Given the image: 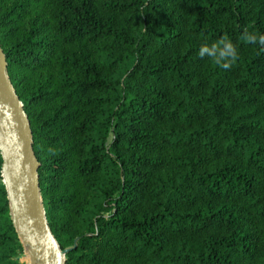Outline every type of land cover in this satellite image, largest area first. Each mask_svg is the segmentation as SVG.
Here are the masks:
<instances>
[{
  "label": "trees",
  "instance_id": "trees-1",
  "mask_svg": "<svg viewBox=\"0 0 264 264\" xmlns=\"http://www.w3.org/2000/svg\"><path fill=\"white\" fill-rule=\"evenodd\" d=\"M264 0H0L64 264H264ZM227 36V70L199 56ZM0 150V264H26ZM27 260V259H26Z\"/></svg>",
  "mask_w": 264,
  "mask_h": 264
},
{
  "label": "water",
  "instance_id": "water-1",
  "mask_svg": "<svg viewBox=\"0 0 264 264\" xmlns=\"http://www.w3.org/2000/svg\"><path fill=\"white\" fill-rule=\"evenodd\" d=\"M0 150L1 174L9 200L10 214L25 248L26 264H57L56 249L42 206L39 163L33 150L30 120L7 73L6 57L0 47ZM27 259V260H26Z\"/></svg>",
  "mask_w": 264,
  "mask_h": 264
},
{
  "label": "clouds",
  "instance_id": "clouds-1",
  "mask_svg": "<svg viewBox=\"0 0 264 264\" xmlns=\"http://www.w3.org/2000/svg\"><path fill=\"white\" fill-rule=\"evenodd\" d=\"M244 39L249 43H259L264 48V35L256 36L248 33L247 29L244 30ZM199 56L201 58L208 56L218 66L227 70L231 68L234 62L238 59V53L233 44L228 40L227 36L221 37V39L212 44L211 46L202 45L199 48Z\"/></svg>",
  "mask_w": 264,
  "mask_h": 264
},
{
  "label": "bare ground",
  "instance_id": "bare-ground-1",
  "mask_svg": "<svg viewBox=\"0 0 264 264\" xmlns=\"http://www.w3.org/2000/svg\"><path fill=\"white\" fill-rule=\"evenodd\" d=\"M56 261H57V264H61V262H62L61 254H60V251L58 249H56Z\"/></svg>",
  "mask_w": 264,
  "mask_h": 264
},
{
  "label": "rangeland",
  "instance_id": "rangeland-1",
  "mask_svg": "<svg viewBox=\"0 0 264 264\" xmlns=\"http://www.w3.org/2000/svg\"><path fill=\"white\" fill-rule=\"evenodd\" d=\"M60 254H61V253H60ZM24 255H25V254H24ZM24 255L20 258L21 261L23 260ZM61 259H62V254H61Z\"/></svg>",
  "mask_w": 264,
  "mask_h": 264
}]
</instances>
